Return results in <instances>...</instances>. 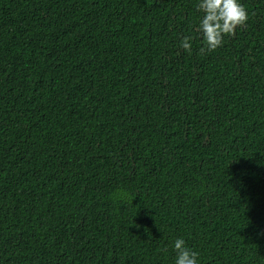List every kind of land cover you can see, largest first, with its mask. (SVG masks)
Returning a JSON list of instances; mask_svg holds the SVG:
<instances>
[{"label":"trees","instance_id":"1","mask_svg":"<svg viewBox=\"0 0 264 264\" xmlns=\"http://www.w3.org/2000/svg\"><path fill=\"white\" fill-rule=\"evenodd\" d=\"M241 3L201 52L197 0H0V264H174L177 237L264 264V0Z\"/></svg>","mask_w":264,"mask_h":264},{"label":"clouds","instance_id":"2","mask_svg":"<svg viewBox=\"0 0 264 264\" xmlns=\"http://www.w3.org/2000/svg\"><path fill=\"white\" fill-rule=\"evenodd\" d=\"M197 10L202 14L197 24V32L201 36V52L213 50L221 43L225 34H232L238 25H243L248 14L241 0H197ZM192 37L184 36L180 40V47L191 49ZM127 200V193H121ZM175 252L174 264H200L199 253L186 246L182 237L172 241Z\"/></svg>","mask_w":264,"mask_h":264}]
</instances>
